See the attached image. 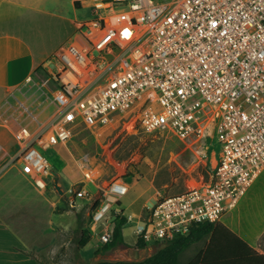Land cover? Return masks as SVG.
<instances>
[{"label": "built area", "instance_id": "obj_1", "mask_svg": "<svg viewBox=\"0 0 264 264\" xmlns=\"http://www.w3.org/2000/svg\"><path fill=\"white\" fill-rule=\"evenodd\" d=\"M93 6L104 14L78 22L76 37L55 58L65 104L47 126L20 128L18 160L45 191L52 170L43 152L66 145L78 125L119 122L128 135H171L191 156L183 168L190 169L187 188L146 206L133 234L148 248L194 225L219 223L264 171V0ZM127 193L122 179L103 190L89 223L99 244L111 240L108 221L121 214Z\"/></svg>", "mask_w": 264, "mask_h": 264}, {"label": "crops", "instance_id": "obj_2", "mask_svg": "<svg viewBox=\"0 0 264 264\" xmlns=\"http://www.w3.org/2000/svg\"><path fill=\"white\" fill-rule=\"evenodd\" d=\"M68 2L67 6L65 1L59 0H0V264H45L38 256L44 253L45 246L42 234L45 226L44 199L35 190L40 194L46 190H38L21 161H15L18 154L15 135L21 127L32 132L37 130L36 125L44 119L43 115L50 107L42 100L36 109H28L34 102L31 93L40 75L48 74L53 78L58 68L55 60L58 51L76 37V17L83 2ZM53 60L56 67L50 71L48 64ZM27 109L35 113L31 112L29 116ZM9 140L15 141L13 147L7 145ZM89 170L99 173L97 168ZM139 181L135 178L130 183L125 181L128 192L138 186ZM147 190L156 189L143 181L136 200L142 199ZM148 198L155 202V193ZM85 201L87 203L90 199ZM98 201L99 206L101 199ZM120 201L121 216L127 220L124 227L136 225L148 205L144 203L139 211H133L131 204L123 207ZM72 205L76 210L67 213L76 214L80 206L76 201ZM93 206L86 214L88 230L90 216L95 210ZM54 213L50 214L48 221L61 231L67 230L71 225L55 223L52 220ZM219 223L244 242L247 246L245 256L238 257L234 250L227 253L215 251L204 256L209 244L208 236L188 247L180 255L179 264H192L194 261L197 264H264V171ZM19 233H41V237H38V244L32 246L28 236L23 237ZM91 236L94 238L92 233ZM217 247L222 249L223 246ZM229 247L234 249V245ZM95 261L98 260L93 258L91 263Z\"/></svg>", "mask_w": 264, "mask_h": 264}, {"label": "rangeland", "instance_id": "obj_3", "mask_svg": "<svg viewBox=\"0 0 264 264\" xmlns=\"http://www.w3.org/2000/svg\"><path fill=\"white\" fill-rule=\"evenodd\" d=\"M59 1H65L67 6L69 5L68 0ZM96 2L98 0L83 2L76 21L86 22L93 19L95 11L103 15L104 10L94 8L93 4ZM54 61L48 64L50 71L55 70ZM50 76L41 74L31 93L34 102L29 105V110L36 109L42 100L50 105L44 113L46 115H43L44 119L36 125L37 130L47 126L65 104L59 93L58 83ZM31 112L35 113L29 111V116ZM121 129L122 125L119 122L98 129L78 125L73 130L71 140L65 146L59 145L43 152L53 168L46 192L40 194L35 190V193L44 199L45 226L42 234L45 246L44 253L38 256L45 264H90L93 258L141 261L156 250L155 245L138 249L133 234L136 225L129 224L123 228L125 243L111 251L95 254V250H99L102 246L98 245V241L90 235L89 244L85 248L79 247L82 233L88 231L86 214L92 209L96 200L102 199L103 190L114 179H124L127 183H130L132 178L140 180L138 186L133 187L120 201L123 207L131 204L133 211H139L144 203L148 206L152 205L154 201L148 200V197L153 193L156 199H160L180 194L187 188L189 176L186 173L190 169L184 171L183 168L189 163L191 156L182 152V145L173 136L147 132L128 135ZM7 145L13 147L15 141L9 140ZM214 150L216 151L217 148ZM208 156L210 157V154ZM15 161H19L17 156ZM89 168H97L99 173L96 174ZM143 181L153 185L156 190H147L142 199L136 200ZM55 184L62 190L61 195L56 191ZM85 199L90 201L86 203ZM74 201L80 207L77 208L76 214H69L67 212L76 210L72 205ZM52 212H55L52 216L55 223L62 222L72 227L61 231L54 224L52 225L48 221ZM19 235L28 236L32 246H36L38 237H41V233H19ZM95 244L98 247L94 246Z\"/></svg>", "mask_w": 264, "mask_h": 264}, {"label": "trees", "instance_id": "obj_4", "mask_svg": "<svg viewBox=\"0 0 264 264\" xmlns=\"http://www.w3.org/2000/svg\"><path fill=\"white\" fill-rule=\"evenodd\" d=\"M78 9H80L77 6ZM186 154V153H185ZM99 201L94 203L93 208L98 206ZM127 220L118 214L116 220L111 224L112 226V238L108 243H105L99 250L95 251V254L100 252H108L116 247L123 245L124 237L122 228L126 224ZM89 231V230H88ZM83 232L79 240V247L83 248L89 243L91 232ZM84 235V236H83ZM90 235V236H89ZM209 236V244L204 256H209L211 252L227 253L234 250L238 257L245 256L244 250L247 246L242 240L231 233L222 223L216 224H198L192 226L188 233L183 235H177L172 239L165 242L166 246L161 250H158L159 243L156 244V250L148 257L141 261H123V260H98L91 264H179L180 255L192 244L202 240ZM234 243V244H233ZM234 245V249L232 246ZM135 246L138 249H145L146 243L143 239L137 238ZM217 246H223L222 249H217ZM231 248V249H228ZM192 264H197L195 261Z\"/></svg>", "mask_w": 264, "mask_h": 264}, {"label": "water", "instance_id": "obj_5", "mask_svg": "<svg viewBox=\"0 0 264 264\" xmlns=\"http://www.w3.org/2000/svg\"><path fill=\"white\" fill-rule=\"evenodd\" d=\"M53 174H54V173H53ZM54 187H55L56 191L58 192V194L61 195V194H62V190L60 189V187H59L57 184H55ZM115 220H116V216H112V217L109 219L108 223H109V224H112ZM165 246H166L165 243H160V245H159V247H158V250H161V249L164 248Z\"/></svg>", "mask_w": 264, "mask_h": 264}]
</instances>
